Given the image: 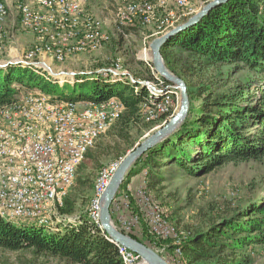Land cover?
<instances>
[{
  "label": "trees",
  "instance_id": "1",
  "mask_svg": "<svg viewBox=\"0 0 264 264\" xmlns=\"http://www.w3.org/2000/svg\"><path fill=\"white\" fill-rule=\"evenodd\" d=\"M120 27L124 32L137 29ZM160 54L166 68L181 77L186 72L192 74L196 66L205 69L227 65L232 70H246L255 79L223 91H212L209 85H193L185 79L190 102L187 115L173 133L144 153L137 161L139 166L129 169L122 185L143 168H147V186L157 190L163 188L166 166H173L176 175L197 176L225 164L262 161L264 0H227L213 7L194 25L162 45ZM30 68L14 64L0 68V106L15 99L18 90L14 85L19 84L37 88L52 101L95 104L113 98L121 101L124 110L108 132L122 140L142 120L139 105L147 101L148 95L139 84L133 85L128 80H88L84 75L79 82L60 85ZM147 74L155 80L150 71ZM194 100L198 103L194 104ZM152 124L146 123L147 127ZM84 156L92 157L90 150ZM77 180L82 183L80 178ZM75 202L76 198L67 197L59 212L74 214ZM94 224L81 217L76 227L48 232L51 230L17 226L0 217V249L27 251L33 258H55L68 264H123L117 245ZM131 236L138 239L134 234ZM255 245H264V195L241 209L221 214L206 229L195 232L182 250L187 264H251L245 251Z\"/></svg>",
  "mask_w": 264,
  "mask_h": 264
},
{
  "label": "rangeland",
  "instance_id": "2",
  "mask_svg": "<svg viewBox=\"0 0 264 264\" xmlns=\"http://www.w3.org/2000/svg\"><path fill=\"white\" fill-rule=\"evenodd\" d=\"M1 1L3 4H6L7 10L4 16L0 15V64L11 60L12 64L20 65L21 67H31L33 70L30 69L33 72L35 71V73L43 76L46 80L60 85L79 82L83 79L81 76L84 75L88 80H128L133 85L139 84L146 88L147 101L150 99L153 101L154 97H156L154 99H157L161 95H166L164 97L166 100H169L168 108L170 111L167 114H164L166 110L163 112L159 110V107H164L165 109L166 102H164L165 105L161 104L154 111L148 107L141 106L142 120L129 129L126 140L118 138L113 132H108L111 126L96 140L94 146L90 149L92 157L85 158L84 156L81 162L82 166L80 167L79 165L74 184L67 195V197L76 198V211L72 215L63 214L65 215L64 219H60V221L54 219V229L48 232H57L65 227H76L81 223V217L88 219V210L93 199V187L99 175L98 173L105 167L115 163L114 170L110 175L111 178L122 159L157 131L178 109L180 102L179 89L174 83L167 81L155 72L150 63L151 59L140 57L142 51L150 53L149 44L155 37L163 33H157L155 18L150 23L146 22L145 24H141L140 22H136L134 25L121 24L116 13L128 0H118L119 2H116V0H106L105 3H103V0H89L90 2L88 1L86 10L90 12L97 22V31L106 38L102 44L97 46L87 45L86 49L81 51H71L69 53L65 51L63 61L57 60L52 54L43 52L30 56L39 43L37 34L35 35L33 31L22 27L20 16L16 11V5H14L13 0ZM150 1L156 2L157 0ZM208 1L210 0H186L179 7L171 0L166 5L165 13L170 18L174 17L173 23L176 24L178 21L180 23L184 18H188L190 15L196 13ZM90 6H93V11L89 10ZM159 10L158 14H161L162 9ZM158 14L155 17H158ZM120 25L126 26L128 29L130 28L128 26L137 27V29L124 32ZM174 25L172 26L174 27ZM170 28L168 27L166 31ZM66 41L67 45L73 42L71 40ZM68 61H74L75 65L71 66L73 69L68 70L65 67ZM76 63L78 64L76 65ZM114 67H117L121 74H117ZM196 67L192 74L185 73L184 76L186 78L166 69L184 82L186 79V81L193 85H209L212 91H223L235 84L246 81L251 83L255 79L254 75L249 74L246 70H232L231 66L227 65L205 69ZM50 70L55 73H74L73 76L71 75L73 81L69 82L67 77H64L62 82H60L59 76H53ZM105 70L108 71L102 72ZM147 71L153 74L155 80H151L148 77ZM14 86L17 88L18 93L13 101L34 96L43 97L50 103L60 102L57 100L52 101L49 95L44 94L37 88H29L19 84H15ZM149 87H154L156 90L160 89L161 95H157L155 92L149 94ZM138 88L136 87L137 90ZM86 103L90 102H77L78 108L82 109ZM193 103L197 104L198 100H194ZM6 105L8 104L3 106ZM3 106H0V108ZM156 116L158 117L156 118ZM154 118L156 119L152 120ZM146 123L153 124L147 127ZM144 153L134 159L127 172L131 167L139 166L140 163H137V161L141 160ZM175 170L173 166L163 167L165 181L163 182V188L157 190H151L147 186V168H143L138 174L132 176L125 185H122V181L110 205V218L112 224L119 231L130 236L131 234L136 235L138 241L152 249L168 264H187V258L183 253L182 246L195 232L206 229L212 221L217 220L226 211H232L237 208L241 209L249 201L256 200L264 195V159L258 162L249 161L239 164H225L214 168L208 173L197 176H189L182 173L176 175ZM138 177H142V180L133 189L131 186L132 180ZM77 178H80L82 183ZM156 210L160 211V217H153L156 214ZM52 213L54 214V218L60 217L54 211ZM157 217L160 219H157ZM122 221H124L126 226L133 221L132 229L128 231V228L119 227ZM11 223L20 226L18 221ZM24 223L23 225L25 226H35L31 221H25ZM100 229L103 232L102 226ZM171 229H173V232ZM245 254L251 258V264H264V245L250 246L246 249ZM144 262L146 261L144 260ZM0 264L68 263L55 258H33L27 251L11 252L0 249Z\"/></svg>",
  "mask_w": 264,
  "mask_h": 264
},
{
  "label": "bare ground",
  "instance_id": "3",
  "mask_svg": "<svg viewBox=\"0 0 264 264\" xmlns=\"http://www.w3.org/2000/svg\"><path fill=\"white\" fill-rule=\"evenodd\" d=\"M88 1L89 0H13L14 5H16V11L20 16V23L22 27L26 28L27 30L33 31L35 35L37 34L36 36H38L37 38L39 40L38 41L39 43L36 45L34 51L31 52L30 56L43 52L47 54H52L57 60L63 61L65 51L68 53L71 51H81V50H85L87 45L97 46L102 44L106 38L97 31V22L90 14V12L86 10ZM170 1L171 0H157L156 2H152L150 0H132V1L128 0L118 10L116 16L121 24H126V25H134L136 22H140L141 24H145L146 22L150 23L155 18L156 19L155 27L157 29V33H164L166 29H168V27L170 28L172 25L175 24L173 23L174 17L170 18L165 13L166 5L169 4ZM172 1H174L176 3L175 5L179 7H181L186 2V0H172ZM159 9H162V11L160 12L161 14H158V11H160ZM6 10H7L6 4H3V2L0 0V15L4 16L6 14ZM157 14L158 17H155ZM66 40H71L73 42L67 45ZM140 57L143 59H149V60L151 59L150 53L146 51H142L140 53ZM107 71L108 70L102 72H107ZM50 72L52 73L53 76H59L58 78L60 82H62V79L64 77H67L69 82L73 81L72 78L73 75L71 76V74L69 73H58V72L55 73L51 70ZM148 91L150 92L149 94L155 92V94L161 95V90L160 89L156 90L154 87L152 88L149 87ZM164 96L166 95H161L157 99H154L156 98L154 97L153 101L150 99L148 101L141 102L139 105L140 113L142 110L141 106L148 107L149 109L154 111L161 104L165 105L164 102H166V98ZM34 99H44V98L28 96L23 99L20 98L17 101H13L11 104L1 107L0 131L1 129L14 128L17 125V121L25 122L27 118L34 117L35 109H51V103L48 102L47 99H44L43 102L33 101ZM110 100L112 101V107H118V109L112 110L111 121L105 123V125L102 128L92 129L87 132L86 140H84V143L79 146L78 155H73L68 158L67 182L64 188L62 189V194H60V203L54 204V201H47V206H43V214H35L34 216L25 217V215H20L14 212L12 210L11 204H6V198H9V184H5V169L7 168V160L5 159V155H0V217L9 220L11 222L18 221V224L20 225H23L25 221H31L32 223H34L33 225L37 227H43L47 230L54 229L53 226L54 219H56V221H60V219H64L65 215L61 214L59 212V209L63 207L64 200L67 198L68 192L74 184L77 169L84 155L94 146L96 140L102 134H104L106 130H108L112 125H114V123L119 119V117H121V114L124 110V106L121 103V101L116 99H110ZM61 103H66V109H70L66 111L67 119H75L81 116L82 109L78 108L77 103H73V102L72 103L61 102ZM168 107H169V103L167 102V106L165 107L164 110H161V112L166 110L165 111L166 113L164 114H167L170 111ZM97 115H105V108H97ZM157 117L158 116H156V118ZM156 118L152 120H155ZM0 151H7L6 138H0ZM114 164L115 163H113L108 167H105L98 173L99 175L96 178L93 187L94 195L91 201L90 208L88 210V219L91 222L95 223L100 228H101L99 223L100 216L98 214L99 206L101 204L100 197L104 190L103 184L105 183V176L111 173L112 166ZM35 188H36V180H29L28 189H35ZM10 193H17V180H10ZM52 211L57 213L60 217L54 218L53 217L54 214L52 213ZM155 212L156 214L153 215V217L161 216L159 213L160 211L156 210ZM157 219L160 218L157 217ZM156 229L159 230L158 228ZM172 230L173 229H171V231ZM116 245L122 263L133 264L128 258V249L119 244Z\"/></svg>",
  "mask_w": 264,
  "mask_h": 264
},
{
  "label": "built area",
  "instance_id": "4",
  "mask_svg": "<svg viewBox=\"0 0 264 264\" xmlns=\"http://www.w3.org/2000/svg\"><path fill=\"white\" fill-rule=\"evenodd\" d=\"M114 68L121 74L117 67ZM33 101L43 102L44 99ZM97 108H105V115H97ZM116 109L118 107H112L111 100L86 103L79 118L67 119L66 111L70 109H66V103L51 102V109H35L34 117L25 122L17 121L14 128L1 129L0 138H6L7 142V151H0L7 160L5 184H9V198H6V204H11L17 214L27 217L43 214L47 201L60 203V194L67 182L68 158L78 155L87 132L111 121L112 110ZM163 109L159 107V110ZM110 175L105 176L104 188ZM10 180H17V193H10ZM29 180H36L35 189H28ZM100 207L101 204L99 216ZM132 225L133 221L127 226L122 221L119 227L129 231ZM128 258L133 264H147L129 249Z\"/></svg>",
  "mask_w": 264,
  "mask_h": 264
},
{
  "label": "water",
  "instance_id": "5",
  "mask_svg": "<svg viewBox=\"0 0 264 264\" xmlns=\"http://www.w3.org/2000/svg\"><path fill=\"white\" fill-rule=\"evenodd\" d=\"M227 0H210L202 6L196 13L190 15L185 21L176 24L163 34L155 37L149 44L151 53V65L152 68L160 76L167 81L176 85L180 92L179 106L177 111L152 135H150L145 141H143L132 152H129L120 162L119 166L111 176L105 191L101 196V209H100V223L103 228L104 234L114 244H119L137 254H139L147 264H168L152 249L141 243L137 239L131 237L128 234L119 231L111 222L110 218V205L115 192L119 184L123 181L128 168L136 157L147 151L150 147L158 143L159 141L168 137L173 133L177 127L184 120L189 109V96L187 93V87L185 82L177 76L171 74L165 67L163 59L160 54V48L162 45L168 42L174 35L187 29L198 22L210 9L226 2ZM9 64H12L11 60L5 61L0 64V68H6ZM74 75V73H70Z\"/></svg>",
  "mask_w": 264,
  "mask_h": 264
},
{
  "label": "crops",
  "instance_id": "6",
  "mask_svg": "<svg viewBox=\"0 0 264 264\" xmlns=\"http://www.w3.org/2000/svg\"><path fill=\"white\" fill-rule=\"evenodd\" d=\"M105 1L106 0H103V3H105ZM118 0H116V2H117ZM120 1V0H119ZM118 1V2H119ZM102 2V1H101ZM99 4V3H98ZM93 7V6H92ZM91 6L89 7V10L90 11H93V8H92ZM96 12V11H95ZM29 36H31V35H29ZM32 38V37H31ZM78 63H76V65H77ZM75 65V63H74V61H68L67 63H66V65H65V67L66 68H68V70L69 69H73V67H71V66H74ZM71 67V68H70ZM142 180V177H138V178H134L133 180H132V188L133 189H135L136 187H137V185L140 183V181Z\"/></svg>",
  "mask_w": 264,
  "mask_h": 264
}]
</instances>
